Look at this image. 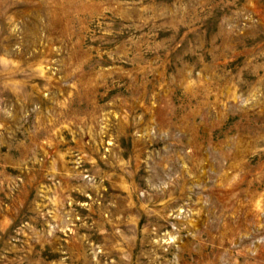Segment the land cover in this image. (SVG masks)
Segmentation results:
<instances>
[{"label":"rangeland","instance_id":"rangeland-1","mask_svg":"<svg viewBox=\"0 0 264 264\" xmlns=\"http://www.w3.org/2000/svg\"><path fill=\"white\" fill-rule=\"evenodd\" d=\"M0 264H264V0H0Z\"/></svg>","mask_w":264,"mask_h":264}]
</instances>
